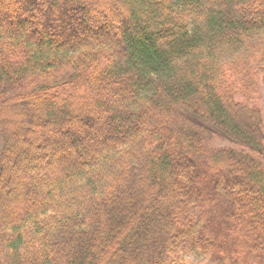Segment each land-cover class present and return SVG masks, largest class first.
I'll list each match as a JSON object with an SVG mask.
<instances>
[{
    "label": "trees",
    "instance_id": "obj_1",
    "mask_svg": "<svg viewBox=\"0 0 264 264\" xmlns=\"http://www.w3.org/2000/svg\"><path fill=\"white\" fill-rule=\"evenodd\" d=\"M262 85L264 0H0V264H264Z\"/></svg>",
    "mask_w": 264,
    "mask_h": 264
},
{
    "label": "rangeland",
    "instance_id": "obj_2",
    "mask_svg": "<svg viewBox=\"0 0 264 264\" xmlns=\"http://www.w3.org/2000/svg\"><path fill=\"white\" fill-rule=\"evenodd\" d=\"M257 105L261 111V116H262V123H263V134H264V86H260V92H259V96H258V101H257ZM211 147L213 148H217V149H223L225 147H227V144L220 142L218 140L213 141V143L211 144ZM194 257L192 255H189L187 257V259L189 261H191Z\"/></svg>",
    "mask_w": 264,
    "mask_h": 264
}]
</instances>
